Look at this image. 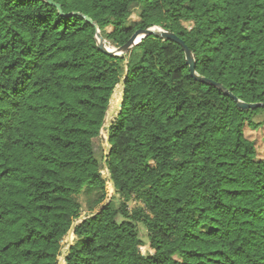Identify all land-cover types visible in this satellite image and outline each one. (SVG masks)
I'll return each instance as SVG.
<instances>
[{
  "label": "trees",
  "instance_id": "trees-1",
  "mask_svg": "<svg viewBox=\"0 0 264 264\" xmlns=\"http://www.w3.org/2000/svg\"><path fill=\"white\" fill-rule=\"evenodd\" d=\"M51 1L0 0V264H58L89 189L63 264H264V0Z\"/></svg>",
  "mask_w": 264,
  "mask_h": 264
},
{
  "label": "rangeland",
  "instance_id": "rangeland-1",
  "mask_svg": "<svg viewBox=\"0 0 264 264\" xmlns=\"http://www.w3.org/2000/svg\"><path fill=\"white\" fill-rule=\"evenodd\" d=\"M139 13H140V7L138 5H133L131 7V13L129 15V18L127 20V25L133 27L139 22ZM187 27L190 26V23H184ZM106 46H111L112 48H115V46H112L109 44V42L105 41ZM120 86V84H119ZM118 106L114 105L111 106V103L109 104L107 113H106V120L104 122V127H107L110 119L113 118V116L117 113ZM106 128L101 129L102 130V137L99 141L100 146L104 153H107L109 151V145L107 144L106 140ZM245 134L248 138L252 139L255 142L257 154L261 157H264V126L258 127L256 130H249L245 129ZM108 186V196L104 202H111V205L113 208H117L119 205V196L117 194H114L112 191V187L110 184ZM76 199L81 205V211L79 214L78 219L74 222L76 224L77 222L81 221L83 218L95 213L101 204L96 205V199H97V190L96 189H89L84 190L81 194L76 196ZM103 202V204H104ZM134 206V202L129 203V208H132ZM140 227L141 232V238L144 241H147L146 239V232L142 225ZM72 233L68 232L66 236L64 237L62 241V248H61V255H59L58 258V264L62 263L64 256L67 253V246L68 244L72 242Z\"/></svg>",
  "mask_w": 264,
  "mask_h": 264
},
{
  "label": "water",
  "instance_id": "water-1",
  "mask_svg": "<svg viewBox=\"0 0 264 264\" xmlns=\"http://www.w3.org/2000/svg\"><path fill=\"white\" fill-rule=\"evenodd\" d=\"M47 1L49 3H51V4H54L51 0H47ZM56 6L58 7L59 11H61L60 6L59 5H56ZM85 18H86L87 21L93 23L89 17H85ZM94 26H95V29H96L95 37H96L99 49L101 51L105 52V53L110 54V55L125 56L133 45L137 44L143 37H145L147 35H153V36L161 38V39H169V40L175 41V42L179 43L182 46V48H183V50L185 52L186 62L189 64L191 76H193L197 80L213 84V85L219 87L220 89H222L225 93L230 94L219 83H216V82H214L212 80H209L207 78H204V77L197 76L195 74L193 56L191 54V51L184 44V42L179 37H177L174 33L168 32V31H166V30H164L162 28L156 27V26L148 28V29L138 28L131 34V36L128 38V40L123 45L115 47V48H109L108 46H106L105 39L100 34L97 26L95 24H94ZM237 104L241 108H253V107H257V106L261 105V104H258V103H245V102H241V101H238ZM106 113H107V111H106ZM105 120H106V116L104 118V121ZM110 185H111V187L113 189L112 192L114 193L113 182H110ZM74 225L75 224H73L71 229L69 230L70 233L73 232V226ZM69 247H70V243L67 246V250H69ZM60 264H63V261Z\"/></svg>",
  "mask_w": 264,
  "mask_h": 264
},
{
  "label": "bare ground",
  "instance_id": "bare-ground-1",
  "mask_svg": "<svg viewBox=\"0 0 264 264\" xmlns=\"http://www.w3.org/2000/svg\"><path fill=\"white\" fill-rule=\"evenodd\" d=\"M109 48H112L111 46H108Z\"/></svg>",
  "mask_w": 264,
  "mask_h": 264
}]
</instances>
